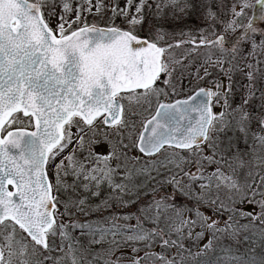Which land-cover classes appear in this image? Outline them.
Wrapping results in <instances>:
<instances>
[{
  "label": "snow or ice",
  "instance_id": "obj_1",
  "mask_svg": "<svg viewBox=\"0 0 264 264\" xmlns=\"http://www.w3.org/2000/svg\"><path fill=\"white\" fill-rule=\"evenodd\" d=\"M85 2L90 5L86 10L91 11L92 0ZM256 2L264 19V0ZM133 3L134 0H127V8L121 13L128 16ZM56 6V0H0V225L12 229L6 235L0 229V264H264V31L258 32L249 22L230 47H225L224 36L201 40V45L218 47L220 55L215 60L209 55L208 61L220 65L228 76L227 91H222L223 85L218 83L215 91L201 88L188 100L159 104L138 138L132 141L130 135L129 143H125L122 129L129 128V121L121 101L127 99L131 106L139 103L141 97L160 94L161 89L154 87L156 81L161 73L170 78L174 71L169 67L172 61L163 58L166 49L156 42L140 40L132 30H104L88 25L71 28L80 20L82 5L75 9V21H68L61 14L53 29L43 10L48 8L49 15H55ZM60 6L63 13L73 11L69 0H61ZM146 6L155 8L159 17L167 9L182 13L195 4L191 0H153L151 4L139 0L135 6L138 15L127 21L130 26L142 22L140 14ZM96 7L99 11V0ZM248 7V0H240V11L232 8L234 17L245 15ZM113 12L116 13L115 8ZM208 15L214 17L211 11ZM237 27L234 19L225 30L235 32ZM245 43L250 47L247 53L240 49ZM238 51L246 61L248 84L241 103L233 108L229 103L233 69L223 65H231ZM225 53H231V60L224 59ZM213 97L216 103L223 100L224 111H212ZM253 107L257 111L253 112ZM193 112L198 113V118L192 117ZM16 113L29 117V123L34 118L36 131H12V124L21 123ZM97 120L115 129L116 140L105 136L109 144L107 155L89 151L88 158L95 161L90 169L67 156L68 167L78 177L94 181L97 187L107 182L123 193L129 185L113 181L119 170H124L126 180L134 174H151L148 166L136 167L133 163L130 168L129 164L138 163L139 157L130 159L125 149L136 147L149 157L165 145L185 149L195 158L188 162L195 163L196 172L184 175L192 182L200 181L198 202L211 209L213 215H205L197 208L194 219H185L177 211V219L169 224L167 234L159 227L145 228L141 216L135 218L134 225L129 223L131 216L115 214L95 225L78 221L57 224L59 213L52 192L54 188L60 190L61 172L67 174V168L63 160L55 164L56 157L73 143V135L83 149L85 136L80 133H86L87 128L92 137L96 136L100 131L95 126ZM73 126L77 128L75 134L71 132ZM227 131L237 134V142L230 140L222 148L218 142L220 133ZM240 140L245 145L243 149ZM88 143L98 141L89 138ZM113 159L117 161L115 167L110 163ZM185 160L180 157L181 163ZM49 162L56 168L55 184L48 180ZM212 164L217 167L205 175L206 167ZM161 166L167 167L163 163ZM169 183L181 194H191V184L185 193L181 180L173 177ZM7 185L16 191H9ZM174 198L169 194L150 207L157 221L172 207L166 201ZM83 204V200L77 202L78 207ZM102 207H108L107 201ZM6 221L11 223L5 224ZM16 226L27 235L17 239ZM77 229L81 237H87L86 242L73 235ZM206 234L207 243L197 245V251L185 246V239L198 242ZM157 239L159 252L154 250ZM241 244L248 245L244 252L238 247ZM257 247L261 249L259 254ZM124 249L130 252L125 253Z\"/></svg>",
  "mask_w": 264,
  "mask_h": 264
},
{
  "label": "rangeland",
  "instance_id": "obj_2",
  "mask_svg": "<svg viewBox=\"0 0 264 264\" xmlns=\"http://www.w3.org/2000/svg\"><path fill=\"white\" fill-rule=\"evenodd\" d=\"M70 5L73 9L72 12L63 13V9L60 6L61 0H56L57 6L55 8V15H49V9L45 8L44 16L46 22L53 29L56 28L57 23L59 22V16L61 14L65 15V19L68 21H75L76 11L75 9L82 5L83 10L80 11V20L76 23H72L71 28H80L85 25H98L104 27H115L121 30H132L134 33L138 30L141 34L148 35L151 40L156 42L159 46H165L168 43H174L183 38H190L195 41H213L218 36L225 37V47H230L235 41V38L244 32L245 26L251 22L253 27L259 31H264V19L261 18V7L257 6L256 0H248L250 7L245 9V15L236 18L232 13L233 6L236 7V11H240V0H191L195 7L186 9L184 12H174L172 9H167L166 14L163 16H157L155 8L149 9L147 6L144 8L143 12L140 14L142 17V22L130 26L128 24V19L132 16H137L138 14L135 11L136 3L139 0H134V3L130 9H128V16H125L121 13V9L127 8V0H99L100 10L97 11L98 0H92L91 11H87L90 7L85 0H69ZM153 0H148V3L151 4ZM113 8L116 9V13L113 12ZM209 11L214 14V17L208 15ZM236 19L239 27L236 28V31L233 32L231 29L225 30L226 25L232 20ZM65 27L68 28L69 25L65 24ZM256 39L259 40V35L256 36ZM240 49L247 53L250 50L248 44L240 45ZM195 50H197L195 52ZM212 55V60H215L217 56L220 55L219 49L217 46L213 47H203L198 49H192L190 46L185 47H173L166 54L165 59L172 61L169 65L170 69H174L171 75V82L167 90L164 89L162 82L157 84V88L161 89L159 95L141 97L139 103H133L129 106L127 99L122 100L121 102L125 106V116L129 121V128L122 129V139L125 143H129V136L131 135L132 141H135L138 137L141 126L146 118H148L154 111L156 105L164 100L163 95L165 93L169 94V99L180 98L181 96L189 95L197 88H208L215 91L216 85L222 84V91H227L229 84L228 76L225 72L221 71L220 65H214L212 61H208V56ZM225 60H231V53H225ZM264 59V57H262ZM179 61V63H175ZM229 66L232 67L233 71L231 73V87L232 92L229 96V103L235 108L242 101L243 96L245 95L246 89L245 85L248 84L247 77L245 73L248 71L246 67V61L241 58L240 52L236 54V59L231 60V65L225 63L223 67L227 69ZM205 69H207V75L205 74ZM243 69V71H240ZM150 101V102H148ZM223 100L221 99L219 103H216V98L213 99V112L224 111L221 107ZM129 107L131 111L129 112ZM252 111L255 112L257 109L252 108ZM21 119V123H14L11 127L16 129H29L31 127V122L29 119L23 118L21 115H17ZM81 126L84 125L81 123ZM96 128L99 129V133L92 137V133L87 130L86 133H80V135L85 136V146L81 149V146L78 142V137L73 135V143L68 145L65 150L57 155L55 164H59L62 160L65 167L67 168V174L64 171L61 172L62 186L59 191L55 188L53 189V196L56 197V205L61 209V212L56 215V223H65L71 224L76 221H81L82 218H79L81 211H84L86 208V203L91 202L94 197L110 196L116 198L120 201H133V203H138L140 206L138 211L135 210L137 205L132 204V206H127L129 202H126V205L123 208H118L114 213L117 216H131L130 221H136L137 216H141L143 221H153L156 219L154 214L149 211L150 207L154 205L157 200H160L162 197H167V194L164 191H160L159 187L166 184L167 175L177 173L180 178L177 180L182 181V187H184L185 193L189 191L187 185L191 184V194L185 195L180 194L178 200L183 202L185 200L195 201V207L193 213L187 211L186 215H183V210H187L182 206L176 208L169 207L165 215L160 218L162 221H174L177 219L176 212L180 211L182 216L187 219L189 217L195 218V209L199 208L201 212L205 215H213L211 209L206 207L204 204L198 202V197L201 195V190L199 188L200 181L192 182L189 177L184 175V172H196V165L194 162L189 163L188 161H194L195 158L190 156L189 153L185 155H180L171 150H164L155 157L147 159H139L138 163L132 161L129 164V167H132V164H136V167L148 166L151 168L150 175L144 174H134L131 180L124 179L126 173L123 169L119 170L117 174L113 176L114 183H126L129 185V190L125 192H120L119 190H114L108 185L107 182H101L99 187L96 186V183L91 180H84L82 176H77L74 173L72 167H68V161L65 159L67 156L71 155L74 158V161H79L83 163L86 169H90L95 165V161L89 157V151L98 155H107L109 151V144L105 139L107 135L110 139L115 142L116 134L114 128H105L100 120L96 121ZM255 129V125H253ZM131 130V131H130ZM72 133L77 132V128L73 126L71 128ZM236 135L232 131H227L220 133L219 143L222 148H226L231 140L233 144L237 142ZM89 138L95 139L98 143L89 145ZM239 146L241 149L245 147L242 140L239 141ZM128 157H137L135 147H130L125 149ZM183 156L186 158L184 163L180 162V157ZM169 160H173V163H169ZM154 161L155 163H150ZM113 167L117 164V161L113 159L111 162ZM166 164L167 167L161 166V164ZM177 163H181L180 167H176ZM217 165L212 164L208 165L205 170V175H208L215 170ZM183 169V171L181 170ZM227 171V169H224ZM55 172L56 168L53 162H49L47 165V174L50 182L55 184ZM163 181V182H162ZM87 185V187L85 186ZM215 189H213V193ZM169 196V194H168ZM95 199V198H94ZM83 200L84 204L82 206H77V202ZM167 203L168 200L166 201ZM68 204L67 209L65 205ZM170 204V203H169ZM171 205V204H170ZM249 209L251 206H246ZM143 211V215H142ZM85 215L87 214V209L84 211ZM105 213H103L104 215ZM87 216V215H86ZM159 218V219H160ZM86 219V217H85ZM83 221V220H82ZM86 221V220H85ZM131 223V222H130ZM10 224V223H8ZM3 230V233L6 235L8 232H11L12 229L5 228L4 226L0 227ZM200 229L197 228L196 231ZM74 236L78 237L82 241L87 240V237H81L79 230L77 229L74 233ZM24 236L23 233L17 229L16 238L21 239ZM175 236V234H172ZM176 237V236H175ZM208 239L207 234L205 238L201 241H193L189 244L193 248H197V245H203ZM0 243H3L0 239ZM56 243H59V238H56ZM185 243V241H184ZM125 253L130 252V249H124ZM53 255H58V253H53Z\"/></svg>",
  "mask_w": 264,
  "mask_h": 264
},
{
  "label": "trees",
  "instance_id": "obj_3",
  "mask_svg": "<svg viewBox=\"0 0 264 264\" xmlns=\"http://www.w3.org/2000/svg\"><path fill=\"white\" fill-rule=\"evenodd\" d=\"M135 35L139 36V37H144V38H147L149 40H151V38H149L148 35H145V34H141L140 32H138V30L134 33ZM153 41V40H151ZM161 82V78L157 80L156 84H159ZM166 150H170V149H166ZM136 151V150H135ZM173 151V150H171ZM175 152V151H173ZM177 154H180V155H185L186 153L184 152H175ZM136 154H137V151H136ZM135 153L133 155H136ZM137 157H139V159H144L143 157H141L139 154L136 155ZM175 177L176 179L177 178H180L179 175L176 173H173V174H170V175H167L166 178V184H164L163 186L159 187L160 191H164L167 196L168 194H172L175 196L174 199H171V200H168V202L173 205L174 208L178 207V206H182L184 208H186L187 210H183V215H186L187 211H191L193 213L194 211V207L196 206L195 204V201L192 199V201H183V202H180L178 200V196L181 194L180 192L176 191V188H175V185L172 184V183H169V181ZM163 182V181H162ZM95 198V199H94ZM93 200L91 202H88L86 203V208L87 209V216L85 215L84 211H81L79 218H82L81 221H79L80 223H88V224H97V223H100L103 221V219L105 217H109V216H112L113 214H115L114 212L118 209V208H123L125 205H126V202H129L127 206H132V204H135L137 205V207H135V210L138 211L139 209V205L138 203H133L130 202V200L128 201H122L120 199L117 200L116 198H114L113 196L111 197L110 194H107V196H103V197H99L97 199V196L94 197ZM107 201L108 203V207L107 208H103L102 205L103 203ZM98 206H101L99 210L98 209ZM103 213H105L103 215ZM86 217V219H85ZM86 220V221H85ZM132 223L133 225L135 224L136 221H129V223ZM172 221H162V219H158V221L156 219H153V221H143V226L147 229H153V228H157L159 227L160 229H163L164 232L167 234L169 232V224L171 223ZM176 237L175 236H172V239H175ZM185 246L188 247V248H191L193 252L197 251L198 250V247L197 248H193L191 246H188L189 244L193 243V241L195 240H190V239H185ZM204 243H207L204 242ZM159 244V240L157 239V245L154 246V250L159 252L161 251V249L159 248L158 246ZM200 247H202L203 245H199ZM95 247H99V246H95ZM240 248V251L241 252H244L245 249L248 247V245L246 244H241L238 246ZM170 251L174 252L175 249H171ZM261 251V249L259 247L256 248V252L257 254H259ZM211 255V254H210Z\"/></svg>",
  "mask_w": 264,
  "mask_h": 264
},
{
  "label": "water",
  "instance_id": "obj_4",
  "mask_svg": "<svg viewBox=\"0 0 264 264\" xmlns=\"http://www.w3.org/2000/svg\"><path fill=\"white\" fill-rule=\"evenodd\" d=\"M257 6H260V5H258L257 4ZM89 27H92V26H95L96 28H99V29H104V30H107V29H110V28H113V27H102V26H96V25H88ZM84 27V26H83ZM80 28H82V27H80ZM124 31H126V30H124ZM138 37V36H137ZM140 40H146V41H149V40H147V39H145V38H142V37H138ZM149 42H151V41H149ZM191 45H194V46H203V45H201V42H198V43H195V42H193V41H188ZM178 43H176V45H177ZM168 47H166L165 49H167ZM200 90V89H199ZM199 90H196L193 94H191L189 97H187V98H185V99H180V100H176V101H174V102H172V103H165V102H161L160 104H175L177 101H185V100H188L190 97H192V96H194ZM138 91H143V90H138ZM159 106V105H158ZM158 106H157V108L155 109V111H154V113L144 122V124H143V127H142V130H141V132L143 131V128H144V125H145V123L148 121V120H150V119H152V117L155 115V113H156V111H157V109H158ZM16 114H21L24 118H29V117H26V116H24L23 115V113H16ZM16 114H14V115H16ZM192 117H194V118H198V113H195V112H193L192 114ZM78 119V118H77ZM31 123H32V128L31 129H22V130H25V131H27V132H34V131H36V127H35V119L34 118H31ZM183 124H187V121H183L182 122ZM193 123H195V120H193ZM105 127H109V126H107V125H104ZM18 129H13L12 131H17ZM164 148H170V147H168L167 145H165L164 146ZM137 149V148H136ZM163 149V148H162ZM161 149V150H162ZM172 149H175V150H178V151H188V150H185V149H179V148H172ZM137 151H138V149H137ZM139 152V151H138ZM140 153V152H139ZM142 156H144V157H149V156H145L144 154H142V153H140ZM158 154V153H157ZM156 154V155H157ZM155 156V155H154ZM48 176V175H47ZM48 180H49V178H48ZM50 181V180H49ZM7 189L9 190V191H16V189L12 186V185H7ZM8 222H10V221H8ZM17 228H19L18 226H16ZM25 235H27L26 233H25ZM30 239V238H29Z\"/></svg>",
  "mask_w": 264,
  "mask_h": 264
},
{
  "label": "flooded vegetation",
  "instance_id": "obj_5",
  "mask_svg": "<svg viewBox=\"0 0 264 264\" xmlns=\"http://www.w3.org/2000/svg\"><path fill=\"white\" fill-rule=\"evenodd\" d=\"M184 39H187V38H183V39H181V40H179L180 42H181V44L179 45V46H173V47H185V46H190L192 49H198L197 47H194V46H192L190 43H188V42H185L184 41ZM177 42V41H176ZM172 44V43H171ZM165 46H167L168 47V49L166 50V52H165V55H164V59H165V57H166V54L171 50V48H173V47H170V43H168V44H166ZM204 47H206V46H204ZM213 47V46H212ZM201 48H203V47H201ZM211 48V47H210ZM197 50H195V52H196ZM166 60V59H165ZM166 80H169V83H172L171 82V77L169 78L168 76H166L164 73H162L161 74V82H162V85H163V87H164V89L165 90H167L168 89V87H169V83H165V81ZM173 84V83H172ZM197 89H199V88H197ZM208 89V88H207ZM196 90V89H195ZM194 90V91H195ZM209 90V89H208ZM193 91V92H194ZM193 92H191L189 95H191ZM189 95H186V96H181L180 98H176V99H183V98H186V97H188ZM163 99L164 100H162V101H165V102H167V103H170V102H172V101H174V100H176V99H169V94L168 93H165L164 95H163ZM213 99H214V97L212 98V111H213ZM12 129H14L13 127H11V130ZM185 153H189V151H187V152H185ZM5 224H8V222H5ZM0 227H2V225H0Z\"/></svg>",
  "mask_w": 264,
  "mask_h": 264
}]
</instances>
